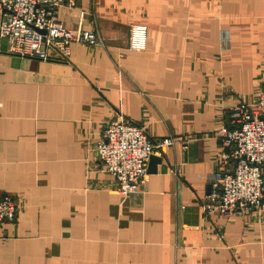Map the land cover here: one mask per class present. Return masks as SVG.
I'll return each mask as SVG.
<instances>
[{"label": "crops", "instance_id": "crops-1", "mask_svg": "<svg viewBox=\"0 0 264 264\" xmlns=\"http://www.w3.org/2000/svg\"><path fill=\"white\" fill-rule=\"evenodd\" d=\"M56 19L104 46L41 61L0 41V197L18 204L0 264H264V199L259 217L200 206L231 166L226 111L264 93V0H74ZM118 116L179 140L125 199L95 153Z\"/></svg>", "mask_w": 264, "mask_h": 264}, {"label": "built area", "instance_id": "built-area-1", "mask_svg": "<svg viewBox=\"0 0 264 264\" xmlns=\"http://www.w3.org/2000/svg\"><path fill=\"white\" fill-rule=\"evenodd\" d=\"M74 0H0V41L7 52L20 58L47 61L69 57L72 45L103 47V40L93 31L67 29L56 19L63 5ZM147 29L129 28L127 51H145ZM100 89V88H97ZM227 125L222 128L223 156L229 169L213 180L211 191L200 204L206 215L251 213L261 216L264 199V93L257 92L250 102H240L226 111ZM178 139L163 138L152 143L138 126L122 116L103 126L95 144V153L104 170L113 178L114 190L122 198L138 194L147 183L150 156H161L163 149L173 147ZM185 151L187 142H180ZM18 204L0 197V226L13 222Z\"/></svg>", "mask_w": 264, "mask_h": 264}, {"label": "water", "instance_id": "water-1", "mask_svg": "<svg viewBox=\"0 0 264 264\" xmlns=\"http://www.w3.org/2000/svg\"><path fill=\"white\" fill-rule=\"evenodd\" d=\"M160 159L154 156H150L148 161L147 173L152 174L155 173V165L159 164Z\"/></svg>", "mask_w": 264, "mask_h": 264}]
</instances>
